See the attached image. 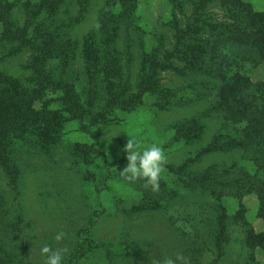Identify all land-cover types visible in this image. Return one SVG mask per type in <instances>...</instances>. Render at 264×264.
<instances>
[{"label": "rangeland", "instance_id": "obj_1", "mask_svg": "<svg viewBox=\"0 0 264 264\" xmlns=\"http://www.w3.org/2000/svg\"><path fill=\"white\" fill-rule=\"evenodd\" d=\"M7 1L15 3L12 23L18 30L25 24L23 7L29 0ZM242 1L256 11L264 10V0ZM101 2L94 0L86 20L77 25L50 22V30L60 39L82 43L71 62L59 57L73 51L63 43L56 51L58 56L48 57L42 66V75L54 82L73 84L88 110L84 120L73 117L63 104V87L41 79L35 58L40 50L7 37L0 22L1 82L10 90L6 79L13 78L27 95H36L31 111L23 104L12 112V159L20 177L18 184L10 186L8 174L0 169V193L10 216L21 213L23 222L10 237L2 232V241L31 264H45L44 245L66 249L62 264H162L166 257L175 259L177 253L188 258L189 264H247L250 256L251 264H264V247H249L247 229L239 224L230 227L220 250L213 244L220 207L228 215L244 207L247 222L255 231H264V219L258 212L260 198L249 181L250 175L256 177V163L245 158L240 148L199 157L216 134L223 142L241 141L246 126V122H232L231 115L217 107L219 81L210 68L211 46L215 42L225 46L232 75H245V93L263 104L264 48L240 34L242 13L229 2L209 0L194 16L192 0H139L129 17L134 28L116 32L124 59L130 49L133 53V59L125 61L133 92L143 68L137 54L142 48L159 47L163 36L169 39V51L161 55L163 67L155 71L157 89L143 94L134 107L122 106L119 102L125 96L113 91L116 104L105 120L93 121L105 110L99 101L102 93L115 88L107 86L103 70L98 64L91 66L83 53L84 38L91 35ZM71 14L78 16L76 2L66 3L58 20ZM187 18L197 20L201 31L188 41L184 37L181 44L198 43L200 50L195 57L185 54L191 60L180 61L183 54H176L179 42L174 25ZM87 42L93 44L94 36ZM185 62L192 68L183 73L179 67ZM91 98L95 105L89 103ZM19 99L28 102L22 96ZM196 118L204 131L199 139H189L181 127ZM130 137L144 146L155 143L163 148L168 163L161 173L159 192L145 189L143 180L129 182L120 175L127 164L123 149ZM205 173L209 175L199 181L195 178ZM258 173L264 177L263 169ZM60 231L66 235L57 242L54 237Z\"/></svg>", "mask_w": 264, "mask_h": 264}, {"label": "trees", "instance_id": "obj_2", "mask_svg": "<svg viewBox=\"0 0 264 264\" xmlns=\"http://www.w3.org/2000/svg\"><path fill=\"white\" fill-rule=\"evenodd\" d=\"M207 1L209 0H192L191 8L194 16L205 7ZM221 1L229 2L236 6L242 13L243 23L239 30L240 34L243 37L245 36L246 40L250 43L264 48V10L256 11L250 3L242 0ZM70 2H76L78 16L71 14L67 19L59 17L58 20L62 8L66 3ZM138 3L139 0H102L96 11L97 20L94 28L89 31L91 35L89 37L86 36V39L84 38V58L89 60L91 66L98 64L100 72L103 70L102 77L107 82V86L109 88L115 87L107 93H105L106 91L102 93L99 101H102L105 110L100 118L92 119L93 121L105 120L107 111L112 108L113 104H116L113 102L114 98L112 99L111 93H113V91L116 92V95H120V97L122 95L125 96L119 102L122 106L134 107L141 101L143 94L157 89L158 79L155 78V71H158L159 67H163V64L160 63V61H162L161 55L168 52L167 45H171L169 39L167 40L164 36L162 37L163 40H161L159 47L151 48L150 50L142 48L137 54L141 59L143 68L140 78L137 81L136 92H133V85L126 76L128 72L126 68L129 67L125 64V61L129 63V61L133 59V53L130 49L128 51L129 56L124 59V51L120 45L121 42L118 32L119 30L126 29V31H129L134 28V22L130 20V16L134 14ZM14 5L15 3L7 0H0V22L3 24L5 35L10 39L18 40L21 45H29L40 50V55H36L35 58L37 57L36 65L40 66L38 72L40 73L41 79L44 83L56 85L55 87H63L64 93L61 96L63 104L73 117L84 120V116L88 110L74 90L73 84H65V82L62 81L57 83L54 82L48 76L42 75V66L43 62H45L48 57L56 56V54L58 56V52L56 51L60 49L63 43L65 45H71L73 51L71 54L59 57L62 60L71 62L74 55L77 54L76 48L78 49L82 43V41L78 42L79 40H71L69 42L68 40L60 39L50 30V22L54 20L56 24L65 27L68 24L74 26L85 21L94 5V0H42L39 3H33L30 0L26 1L23 7L25 24L18 30H14L12 23V8ZM199 27L200 25L197 20L191 21L188 18L183 21L178 20L176 25H174L179 42V46H176V54H183L179 59L180 61L191 60L185 57L187 53H192L191 57H195L199 53L200 45L198 43L193 45L187 44L185 47L181 44L184 37L185 41H188L189 36L196 38L201 31ZM116 30L118 32H116ZM96 33L99 35H95ZM92 36H94L95 42L90 45L87 40L91 39ZM243 37L237 39H242ZM228 39L230 40V38ZM143 43L144 40H140V44ZM211 47L212 50H210L213 56H211L212 67L210 66V68L219 81L217 107L223 112H228V114L231 115L232 122H246V126L242 128L243 137L241 141L223 142L221 141L222 137L216 134L213 140L199 152V157L212 152L231 151L236 148L242 149L243 156L253 160L258 168L256 177L250 175L249 181H253L254 190H256L259 195L260 207L258 212L264 219V177L259 176L258 173L261 169L264 170V104L255 99H250L248 94L245 93L246 85L243 84V81L247 79L245 75L238 73L232 75V68L228 66L227 60L225 59V56L228 55L227 52H225V46L215 42ZM221 51H224L226 54ZM76 57L77 56H75V58ZM167 59L168 57L165 60ZM86 66L88 65L86 64ZM145 66L147 68H144ZM188 68L192 67L188 66L185 62V66L179 67V70L184 73V69ZM144 69L148 71L145 72ZM6 81L9 83L8 88L11 91L5 88L6 85L1 82L0 78V169L8 174V183L11 186L13 183L15 185L18 184L20 177V169H18L16 163L12 159V138L14 134V128L11 123L13 119L12 115H14L12 112L16 113L17 108L23 104H26V109L31 111V101L34 100L36 95H27L26 89H19L20 86L13 78L8 77ZM21 96L28 99V102L19 99ZM102 97H104L103 100H101ZM89 103L95 105V100L91 98ZM25 122L32 124L27 118H25ZM182 128L184 129L183 133H186L188 135L186 137L189 139H199L204 131V127H202L197 118L183 125L181 129ZM227 174L231 176L230 172H227ZM207 175L209 174L196 175L195 178L199 181V178H204ZM4 199V195L0 193V234L5 232L8 233L6 237H10L19 231V229L16 230L15 227L23 222V215L19 213L18 215L14 214V216L11 214L12 216H10L9 209L5 205L6 200ZM245 211V208L241 206V209L237 211L235 215H228L224 207L217 209L214 228L215 239L213 244L219 250L227 242L226 235L230 227L237 224L246 227L248 232L247 245L249 247L253 248L258 245L264 247V231L257 232L253 229L245 218ZM6 227L7 229L4 230ZM13 227L15 230L11 229ZM2 238L3 237L0 235V264H31L27 262V257L24 254L13 249L14 246L8 248L2 241ZM252 262H254V259L250 256L247 264H251Z\"/></svg>", "mask_w": 264, "mask_h": 264}, {"label": "clouds", "instance_id": "obj_3", "mask_svg": "<svg viewBox=\"0 0 264 264\" xmlns=\"http://www.w3.org/2000/svg\"><path fill=\"white\" fill-rule=\"evenodd\" d=\"M51 96V94H49ZM126 153V166L120 171V175L129 182L143 180V187L153 192H159L161 173L168 163L167 156L162 147L153 143L144 146L132 137L124 145ZM64 231L58 232L54 239L59 242L65 237ZM66 249H53L49 245L41 248V254L46 257L45 264H62L63 253ZM189 264V259L182 253H177L175 259L166 257L162 264Z\"/></svg>", "mask_w": 264, "mask_h": 264}]
</instances>
